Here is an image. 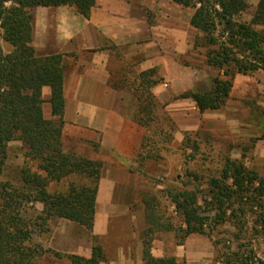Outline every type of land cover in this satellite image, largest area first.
Segmentation results:
<instances>
[{"label": "trees", "instance_id": "trees-1", "mask_svg": "<svg viewBox=\"0 0 264 264\" xmlns=\"http://www.w3.org/2000/svg\"><path fill=\"white\" fill-rule=\"evenodd\" d=\"M173 1L193 9L190 25L202 34L201 42L196 39L193 45L205 47L206 64L221 73L213 78L210 89L187 90L177 98L191 99L201 112L219 109L229 97L236 74L264 69V0H258L249 21L237 18L248 8L247 0ZM94 3L95 0H0V264H38L50 250L34 243L33 234L49 219L64 218L89 231L93 228L102 162L65 149L62 55L37 56L31 42L34 7L68 4L88 16ZM257 25L262 29H256ZM2 42L10 46L8 51ZM150 72L154 70L144 74ZM44 88L49 90L51 113L58 121L44 117ZM13 141L22 143L27 165L8 173V145ZM72 176L75 179L68 182L66 191L48 190L50 183ZM208 191L203 204L193 190L172 194V203L186 225L184 231L180 229L181 234H176L179 243L192 233L211 237L213 229L226 222L242 230L248 205L260 208L255 222L264 228V176L238 160L226 158L219 177L209 180ZM36 203L42 204V210L28 215V208H34ZM152 232L148 228L144 234L145 263L176 264L174 257L151 255ZM213 245L218 247L219 242L214 240ZM65 257L71 264H99L104 253L94 236L90 257ZM218 257L223 264H264L243 243L219 252Z\"/></svg>", "mask_w": 264, "mask_h": 264}, {"label": "crops", "instance_id": "crops-1", "mask_svg": "<svg viewBox=\"0 0 264 264\" xmlns=\"http://www.w3.org/2000/svg\"><path fill=\"white\" fill-rule=\"evenodd\" d=\"M186 8L173 0H95L88 16L68 4L33 8L35 54L62 55L64 147L102 162L92 230L68 219H49L33 234L34 243L50 250L38 264H71L65 255L88 258L94 236L104 253L99 264H146L139 188L150 182L135 170L147 132L138 116L145 101L140 92L149 91L176 118L185 105L177 96L185 90L186 53L194 51L189 33L197 31L190 25L193 9ZM43 98L44 117L58 121L47 88ZM13 144L22 146L10 142L8 156ZM74 179L55 182L54 190L66 191ZM35 208L38 213L43 206L36 203ZM150 253L174 257L176 264H223L211 240L199 233L185 236L181 243L174 234L155 236Z\"/></svg>", "mask_w": 264, "mask_h": 264}, {"label": "rangeland", "instance_id": "rangeland-1", "mask_svg": "<svg viewBox=\"0 0 264 264\" xmlns=\"http://www.w3.org/2000/svg\"><path fill=\"white\" fill-rule=\"evenodd\" d=\"M247 2L248 8L237 17L241 21L252 18L258 0ZM255 27L262 29L258 25ZM1 33L0 28V37ZM189 35L193 43L196 39L201 42V33L194 31ZM3 44L5 49L10 48L5 45L7 43ZM219 73L218 69L206 64L205 47H194L193 53H186L184 91L210 89L213 78ZM141 98L145 101L138 107V116L147 123V132L140 148L141 156L135 160V170L138 177L144 175L150 182L139 188L143 196L142 239L148 228L153 230L152 238L181 234L186 225L172 203V194L183 189L193 190L198 202L203 204V200L208 199V182L219 177L226 158L238 160L264 176V69L234 76L229 97L219 109L201 112L194 101L185 99L178 119L149 91L140 92ZM17 151L21 154L16 157ZM25 165L23 146L13 144L6 172ZM55 187L52 182L48 190ZM246 208L242 230L233 222H226L213 229L211 237L206 235L212 243L214 240L219 242L215 250L216 258L221 262L219 252L227 248L233 250L240 243L248 245L258 258L264 260V228L255 222L260 208L257 204ZM27 211L28 215H35V205Z\"/></svg>", "mask_w": 264, "mask_h": 264}]
</instances>
